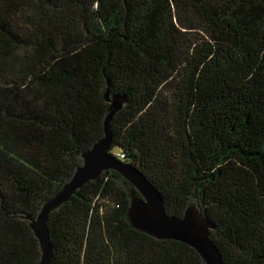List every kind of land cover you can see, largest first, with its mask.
Masks as SVG:
<instances>
[{
  "label": "trees",
  "instance_id": "obj_1",
  "mask_svg": "<svg viewBox=\"0 0 264 264\" xmlns=\"http://www.w3.org/2000/svg\"><path fill=\"white\" fill-rule=\"evenodd\" d=\"M106 92L109 152L168 215L208 214L225 264H264V0H0V264H39L31 219L104 135ZM132 192L107 170L52 211L49 264H205L135 228Z\"/></svg>",
  "mask_w": 264,
  "mask_h": 264
},
{
  "label": "water",
  "instance_id": "obj_2",
  "mask_svg": "<svg viewBox=\"0 0 264 264\" xmlns=\"http://www.w3.org/2000/svg\"><path fill=\"white\" fill-rule=\"evenodd\" d=\"M105 97L109 103V113L104 119V135L92 148L81 153L83 162L76 168L72 178L63 184L57 194L47 199L36 218L31 219L30 226L39 240L42 252L39 264H49L53 254L48 229L51 212L69 201L85 183L97 179L107 170L116 171L135 189L131 193L127 213L135 228L157 239H174L190 245L205 264H225L217 245L210 238V231L216 225L208 214L189 206L181 217L168 215L162 193L149 178L132 163L122 161L109 152L113 138L111 119L123 108L126 97L120 94L110 95L108 92Z\"/></svg>",
  "mask_w": 264,
  "mask_h": 264
},
{
  "label": "built area",
  "instance_id": "obj_3",
  "mask_svg": "<svg viewBox=\"0 0 264 264\" xmlns=\"http://www.w3.org/2000/svg\"><path fill=\"white\" fill-rule=\"evenodd\" d=\"M119 156H120V155H119ZM120 157H121V158H123V156H122V155H121Z\"/></svg>",
  "mask_w": 264,
  "mask_h": 264
}]
</instances>
